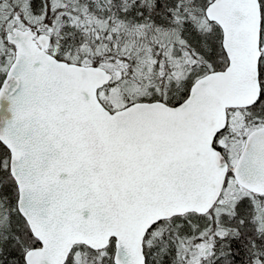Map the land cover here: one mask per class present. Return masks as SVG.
Listing matches in <instances>:
<instances>
[{
  "label": "snow or ice",
  "instance_id": "6c2138e0",
  "mask_svg": "<svg viewBox=\"0 0 264 264\" xmlns=\"http://www.w3.org/2000/svg\"><path fill=\"white\" fill-rule=\"evenodd\" d=\"M0 264H264V0H0Z\"/></svg>",
  "mask_w": 264,
  "mask_h": 264
}]
</instances>
